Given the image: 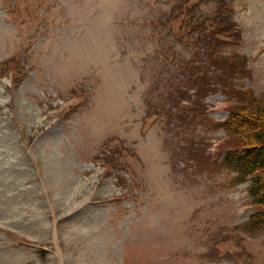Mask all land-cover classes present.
<instances>
[{"label":"rangeland","instance_id":"1","mask_svg":"<svg viewBox=\"0 0 264 264\" xmlns=\"http://www.w3.org/2000/svg\"><path fill=\"white\" fill-rule=\"evenodd\" d=\"M222 77L264 97V0H0V264H264Z\"/></svg>","mask_w":264,"mask_h":264},{"label":"trees","instance_id":"2","mask_svg":"<svg viewBox=\"0 0 264 264\" xmlns=\"http://www.w3.org/2000/svg\"><path fill=\"white\" fill-rule=\"evenodd\" d=\"M229 6L225 5V9ZM228 11L232 13V6ZM222 19L228 20L229 18L219 13L213 14L211 17L204 18L203 22H196L194 28L199 25L205 36L209 32L218 33L216 26H221ZM229 23L234 34L235 22ZM220 82H225L224 84H227L230 90L228 91L230 92L229 115L221 122V126L225 128L230 138L234 139V146L226 149L221 165L230 171H236L233 175L234 182L251 181L249 193L253 197L257 210L249 223L251 227L264 228V97L259 96L252 89H234V85L223 77ZM200 86H205L202 87L204 91L210 84L202 80ZM191 99L194 111H198L197 106L200 100ZM104 159L106 168H114L117 165V162H111L112 158Z\"/></svg>","mask_w":264,"mask_h":264}]
</instances>
